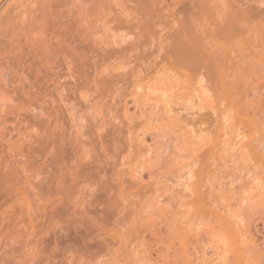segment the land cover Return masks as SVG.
I'll use <instances>...</instances> for the list:
<instances>
[{
	"label": "bare ground",
	"instance_id": "bare-ground-1",
	"mask_svg": "<svg viewBox=\"0 0 264 264\" xmlns=\"http://www.w3.org/2000/svg\"><path fill=\"white\" fill-rule=\"evenodd\" d=\"M175 8L168 48L155 42L149 0H0V150L19 140L18 118L36 117L33 172L52 200L45 227L4 235L0 264H214L200 258L213 242V209L238 264L247 255L245 264H264V215L221 203L235 176L228 137L200 138L193 114L167 100L179 78L163 64L150 75L140 68L154 36L172 66L210 80L209 39L225 26L256 34L234 24L264 16V0Z\"/></svg>",
	"mask_w": 264,
	"mask_h": 264
},
{
	"label": "rangeland",
	"instance_id": "rangeland-1",
	"mask_svg": "<svg viewBox=\"0 0 264 264\" xmlns=\"http://www.w3.org/2000/svg\"><path fill=\"white\" fill-rule=\"evenodd\" d=\"M149 4L156 12L153 15L156 22L154 29L158 33L155 38L152 37L150 44L154 45L155 40L153 38L156 39L155 42H158L157 39L160 38L157 37L160 36V46L167 47L171 43L168 34L178 26V21H180L177 19L179 14L175 13L178 0H149ZM234 26L238 29L257 31V33L252 36H247V34L235 35L230 33L228 26L227 29L225 26L220 32H215L209 39L212 54L210 80H206L203 75L189 70L190 68L172 66L168 55L165 54L166 52L161 51L160 54V50L158 51V49H163L159 47V43L156 44L155 49L152 45H148L151 50L148 48V52H146L148 56L143 61L144 64L141 63L142 65H140V62L138 64L133 62V64L135 69H139L137 65H140L142 72L147 70L144 74L148 72V75H150V71L152 73L153 67H160L163 64L168 68L166 74L172 75L173 78H179V85L175 87L176 89L166 92L168 97L172 95L175 97L167 100L173 101L172 106L187 109L193 114L192 117H195L193 129L200 138L207 136L217 139L219 134H226L229 139L228 171L235 176H228L229 194H227L229 199L226 200L227 202L221 203L231 205L228 207L232 210H242V214L239 210L238 212L241 216L244 215L245 217L242 216L244 218L247 216L249 219L256 220L255 218L264 215V140H262L264 138H262L264 136V16L247 17L236 21ZM156 27L158 28L156 29ZM119 31L121 34H117L122 35L124 33L122 29L117 32ZM166 31L168 33L165 37L164 32ZM180 36L182 38V34ZM117 37L121 36L117 35ZM167 37L169 39H164V44H162V39ZM157 54L162 56L156 57ZM155 58L157 59L155 60ZM132 66H127L126 69ZM130 110L132 111L133 108L130 107ZM207 115L210 117L209 119L204 118ZM35 118H18L20 130L19 136L17 135L18 137L15 138L19 140L14 144L17 146L13 145V148L6 147V150H0V245L3 242L1 239L6 236L5 234L8 235L14 226H16L15 228L25 227L26 229L45 227L41 217H43L44 211L48 212L51 209L52 200L49 198L51 194L48 193L47 189L46 191L38 187L36 182L39 177L34 176L38 175L35 173L38 172V169L34 150L31 151L34 149L33 140L37 137L35 131H38L35 126L37 123ZM10 119L13 118L10 117L8 120ZM6 126L8 129L11 128L10 121L6 123ZM259 140L261 141L259 142ZM257 147L262 151L258 152ZM8 148L10 149L8 150ZM20 160L24 161L20 162ZM30 169L31 171H29ZM226 197L228 196L226 195ZM207 216L212 229L215 227V230L212 233L213 242L209 250L204 255H200L201 260L214 264H222V262L238 264L230 231L225 230V232L219 229L215 209ZM2 246H0V259ZM249 249L251 250L252 247L250 246ZM223 256H225L224 259H222ZM247 256H242L241 264L249 262H245Z\"/></svg>",
	"mask_w": 264,
	"mask_h": 264
}]
</instances>
